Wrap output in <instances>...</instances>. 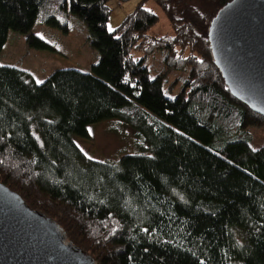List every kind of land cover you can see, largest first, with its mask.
Wrapping results in <instances>:
<instances>
[{"label": "trees", "instance_id": "1", "mask_svg": "<svg viewBox=\"0 0 264 264\" xmlns=\"http://www.w3.org/2000/svg\"><path fill=\"white\" fill-rule=\"evenodd\" d=\"M143 1L110 32L107 0H0V49L9 29L50 47L34 22L60 26L70 12L99 55L89 72L56 69L43 84L0 63V182L98 264H264V144L253 151L248 131L264 116L232 95L207 36L230 0H153L166 34L151 31ZM159 49L167 70L187 69L173 97L143 63ZM109 118L147 152L88 157L73 136Z\"/></svg>", "mask_w": 264, "mask_h": 264}, {"label": "water", "instance_id": "2", "mask_svg": "<svg viewBox=\"0 0 264 264\" xmlns=\"http://www.w3.org/2000/svg\"><path fill=\"white\" fill-rule=\"evenodd\" d=\"M208 42L230 92L264 116V0H230L212 17ZM0 264H98L62 227L0 182Z\"/></svg>", "mask_w": 264, "mask_h": 264}, {"label": "rangeland", "instance_id": "3", "mask_svg": "<svg viewBox=\"0 0 264 264\" xmlns=\"http://www.w3.org/2000/svg\"><path fill=\"white\" fill-rule=\"evenodd\" d=\"M141 0H107L110 14L106 21L115 29L124 17L133 11ZM142 7L157 15V22L151 31L157 34L170 33L166 15L153 0H145ZM60 26L39 21L34 22L31 32L44 40L50 47L37 48L28 45L26 35L9 29L0 49V63L18 67L35 80H44L60 68H74L89 72L98 60V52L89 42L88 27L84 20L70 12L56 16ZM109 31V30H108ZM140 54L135 53L134 58ZM164 52L159 49L144 58L149 76L162 74L163 91L173 97L182 86L185 70H167L163 62ZM88 137L74 135L73 140L85 154L98 161H113L125 154L146 153L135 130L117 118H109L87 126ZM249 146L252 149L264 144V128L249 126Z\"/></svg>", "mask_w": 264, "mask_h": 264}, {"label": "snow or ice", "instance_id": "4", "mask_svg": "<svg viewBox=\"0 0 264 264\" xmlns=\"http://www.w3.org/2000/svg\"><path fill=\"white\" fill-rule=\"evenodd\" d=\"M110 32L111 31H114V29L111 27V25H109V29H108ZM36 83L38 84H43V81L42 80H37ZM253 151H255V149H253Z\"/></svg>", "mask_w": 264, "mask_h": 264}]
</instances>
